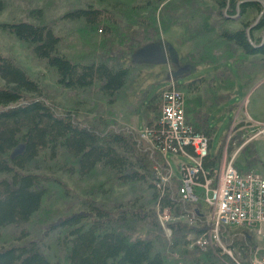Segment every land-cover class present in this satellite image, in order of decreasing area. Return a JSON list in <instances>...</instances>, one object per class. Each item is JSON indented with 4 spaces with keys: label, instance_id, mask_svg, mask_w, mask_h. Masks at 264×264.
I'll list each match as a JSON object with an SVG mask.
<instances>
[{
    "label": "trees",
    "instance_id": "obj_1",
    "mask_svg": "<svg viewBox=\"0 0 264 264\" xmlns=\"http://www.w3.org/2000/svg\"><path fill=\"white\" fill-rule=\"evenodd\" d=\"M14 2L0 37L17 42L46 77L0 42V264H237L218 249L189 248L205 219L191 225L178 217L198 212L200 204L183 206L168 187L160 194L152 183L154 163L135 147L136 134L94 106L87 113L96 114L80 123L71 93L98 92L108 104L133 94L134 110L160 138L167 88L141 87L142 71L160 62L141 57L176 30L177 46L188 52L175 61L163 50L164 64L182 93L185 124L210 140L216 133L210 121L238 95L237 81L249 86L251 76L264 75V0H98L58 19L47 18L48 0H0V15ZM58 21L68 28L59 30ZM201 67L212 70L185 80ZM241 125L229 153L243 143ZM240 157V174L261 162L254 143ZM219 158L216 151L203 159L210 176ZM157 209L170 215L169 239ZM223 241L238 264H251L256 243L249 233L238 230Z\"/></svg>",
    "mask_w": 264,
    "mask_h": 264
},
{
    "label": "built area",
    "instance_id": "obj_2",
    "mask_svg": "<svg viewBox=\"0 0 264 264\" xmlns=\"http://www.w3.org/2000/svg\"><path fill=\"white\" fill-rule=\"evenodd\" d=\"M182 98V94L177 90L171 89L164 92L158 123L160 138L158 132L151 133L152 130L150 132L145 130L143 137L163 155L181 154L190 161L189 164L180 165L181 200L192 202L201 198L209 211L210 229L196 244L206 246L216 242L220 245L221 226L254 229L261 234L264 227V178L253 172L240 174L237 171L234 158L239 148L229 157L225 155L221 157L217 174L210 176L202 163L203 159L208 157L209 141L205 135L192 132L184 123ZM239 129L242 130V128ZM232 130L233 126L228 140L231 135L233 137L236 134ZM241 139H244L241 147L250 141L245 134L241 135ZM187 148L191 149L190 153L187 152ZM166 182L167 177L159 175L156 186L161 190ZM196 188L203 190L201 196L197 194ZM158 217L163 227L170 219L168 212L159 213ZM253 258L256 263L261 264V261L264 263L263 257L257 258L255 255Z\"/></svg>",
    "mask_w": 264,
    "mask_h": 264
},
{
    "label": "rangeland",
    "instance_id": "obj_3",
    "mask_svg": "<svg viewBox=\"0 0 264 264\" xmlns=\"http://www.w3.org/2000/svg\"><path fill=\"white\" fill-rule=\"evenodd\" d=\"M125 1L137 2L139 0H125ZM48 2L50 3V7L46 13L47 18L48 19H58L61 15L66 14L69 11H71V9L88 8L87 5H90V4L95 6L97 5L98 0H48ZM40 4L41 3H36V5H40ZM17 5L18 3L16 2L13 3V6L9 4L8 5L9 9L0 15V22L7 21L9 17H12V14H13L12 10L16 9ZM50 21L54 24V27L57 26L53 22V20H50ZM59 22H60L59 30L68 28L66 23H61V21H58V23ZM175 33L176 31L172 30L171 32H168L166 35H164V42L166 39L165 53L167 55L168 60H171L170 58L172 59L174 58L175 60L177 58L178 52H180L183 55L185 52L184 48H187V47H183V48L178 47L172 41V38L174 37ZM0 42L7 45L8 48L13 49L15 54L24 62V64L27 66V68L32 73H37L39 75H42L45 79L46 77L45 70L42 68L41 64L38 62L35 63L31 57H28V53L25 50H23L17 42H15L14 40H9L6 37H3V38L0 37ZM161 48L160 49H150V48L145 49L141 57L142 59L152 58V59L160 61L158 63L154 61V63H152V69L142 71L143 80L141 81V84H140L141 87L153 86L154 87L153 92H156L163 86L164 87L166 86L167 78L169 75L170 66L168 62H165L164 64L165 54ZM169 54H171L170 58L168 56ZM211 70L212 68L210 67H203L200 70H198L196 74L186 77L185 79L188 81L192 79H196L200 77L201 75L210 72ZM263 79H264V76L255 75L254 77L255 83H252L251 86L245 88L244 90H243V87H240L241 95L235 98V102L237 103V111H234L233 113H227L226 111H224L225 106L223 105L216 111L214 116L217 117V119L211 120V125L217 128L216 134L212 142V151H216L221 146V151H220L221 157H223L224 155L229 157L226 144H228V142L232 138V135H231L229 140L227 139L233 119H235V121L241 120V122L247 123L246 117H249V118L252 117V120L255 123L248 124V127H250L251 129L249 139H252V141H250L249 143H254V145L256 146L258 150L259 157L261 159L259 166L255 167L252 171L264 178V125L256 124V123H259V124L264 123V80ZM50 90L53 92L52 88ZM60 100L61 98H57L54 100V102L57 103V102H60ZM133 104H134V97H133V94H131L128 96L126 101L115 103L112 106L103 104V109L101 110L102 111L106 110L107 112H111L116 119L122 122V124H120L121 126L127 127L128 130H132L133 132L140 134L137 131L138 129L142 127L140 124V119L138 118V116L136 117L131 114V109L133 107ZM78 109H79L78 110L79 119H83L86 115V111L89 109V105L83 104L80 107H78ZM238 111H239V114H238ZM137 125L139 127H137ZM242 158L236 157L234 161L235 168H236L238 159H239L238 161L239 165L241 166V164L244 161ZM182 205L187 206L190 204L182 203ZM201 212H202V208H201ZM184 222L191 223L186 218H184ZM195 226L197 227V225ZM163 233L165 237L169 239L170 231L169 232L165 231ZM239 239L241 240V238ZM263 239H264L263 236H259V237L254 236V240L258 243L257 244L259 247L258 251L260 252L263 251L262 250V246H264ZM213 244H215V242L210 243L209 247L212 246ZM200 249H210V248L205 247V248H200ZM223 253H224L223 255L228 256L229 259H231V261L234 262L232 256H230V253L228 251H225ZM219 256H222V255H219ZM250 258L252 257L250 256ZM260 263L264 264L262 261ZM251 264H259V263H256L253 258Z\"/></svg>",
    "mask_w": 264,
    "mask_h": 264
},
{
    "label": "crops",
    "instance_id": "obj_4",
    "mask_svg": "<svg viewBox=\"0 0 264 264\" xmlns=\"http://www.w3.org/2000/svg\"><path fill=\"white\" fill-rule=\"evenodd\" d=\"M236 17H238V16H236ZM172 31V30H171ZM170 31V32H171ZM174 31H176V30H174ZM177 31H176V33L174 34V37L172 38V41L176 44V41H175V37L177 36ZM177 45V44H176ZM183 47H187V48H184L185 49V52H184V54L183 55H185V53H187L188 52V49H189V47L188 46H183ZM183 47H181V48H183ZM180 52H178L177 53V58L176 59H179V58H181L182 56H183ZM175 59V60H176ZM201 68H203V67H201ZM201 68H199L198 70H200ZM258 75H261V74H258ZM191 76V75H190ZM187 77H189V76H187ZM254 77H255V75H253V76H251V80H252V82H251V84L249 85V86H251L252 85V83H255L254 82ZM262 80V79H261ZM249 86H243L242 85V82L241 81H237V90H238V95L236 96V97H239V95H241L240 94V87H243V90L245 89V88H247V87H249ZM154 88V87H153ZM64 93V91L62 92V94ZM94 93V95L92 96V97H90V98H86L84 95H83V92L82 91H80V90H78V91H76V92H73V93H71V96H74V98H77L78 99V103L77 104H75V107H76V114H77V120L80 122V123H82V124H84L85 123V120L86 119H88V118H91V117H93L96 113H92V114H89V113H87L88 112V110H90V109H92L91 108V106H94L93 108H95L94 110H92L93 112H99V113H101V114H103V115H105V116H109V117H111L113 120H115L116 122H117V124H118V126L119 127H121V128H125V129H127L128 130V128L127 127H124V126H121L120 124H122V122L121 121H119L118 119H116L114 116H113V114L111 113V112H107L105 109V111H102L101 109H103V104H107V105H109V106H112L113 104H115V103H118V102H122V101H117V102H115V103H112V104H108V103H106V101H102L103 99H101V101L97 98V96H100L99 95V93L98 92H93ZM64 96V95H63ZM235 97V98H236ZM68 98H69V95H68ZM68 98H66V99H68ZM93 98V99H92ZM235 98L233 99V100H231L229 103H227V104H225L224 106V111H226L227 113H233L234 111H237V103L235 102ZM106 100V99H105ZM127 100V99H126ZM125 100V101H126ZM66 102H65V100H63L62 101V103L61 104H65ZM85 103H88V104H86V105H89V109L86 111V115H85V117L83 118V119H79V112H78V107H80L81 105H83V104H85ZM94 103H98V104H95L94 105ZM233 104H235V110H233V111H231V112H228V107L230 106V105H233ZM222 107V106H221ZM216 113V112H215ZM131 114L133 115V116H138V118L140 119V124H141V128L140 129H138V130H141L143 127H144V123H143V120H142V118H141V116L138 114V112H136L135 110H134V104H133V107H132V109H131ZM215 115V114H214ZM215 117V116H214ZM251 117V116H250ZM252 118V117H251ZM217 119V117H215V118H213L212 120H216ZM234 120V119H233ZM210 124H211V121H210ZM137 127H139L138 125H137ZM137 130V131H138ZM129 131H131V130H129ZM216 131H217V128H216ZM133 132V131H132ZM216 134V133H215ZM215 136V135H214ZM214 136L210 139V144H212V142H213V138H214ZM135 147L137 148V150L139 151V153L140 154H142V155H145L150 161H152L154 164H153V167H152V172H153V170L155 169V168H160L161 169V171H164L165 173H168V175H169V182H168V185H167V187H168V189L169 190H171V191H173V190H175V188L178 186V187H180V185H181V178H180V173H179V163L180 162H183V161H187L188 159L186 158V157H173V156H169V157H167L166 159H163V158H161L158 154H156V153H154L153 155L152 154H150L149 152H148V150L146 149V147H145V145L143 144V143H140L138 140H137V138H136V135H135ZM187 152L188 153H190L191 152V149L190 148H187ZM146 153V154H145ZM148 153V154H147ZM149 156V157H148ZM151 156H153L152 158H151ZM152 159V160H151ZM157 160H159L160 161V163H161V166L157 163ZM155 188V187H154ZM254 242H256V241H254ZM263 242H264V239H263ZM258 244V243H257ZM262 247H264V246H262Z\"/></svg>",
    "mask_w": 264,
    "mask_h": 264
},
{
    "label": "bare ground",
    "instance_id": "obj_5",
    "mask_svg": "<svg viewBox=\"0 0 264 264\" xmlns=\"http://www.w3.org/2000/svg\"><path fill=\"white\" fill-rule=\"evenodd\" d=\"M142 62V61H141ZM155 65V64H154ZM120 66V65H119ZM176 79V78H175ZM186 80V79H185ZM76 99V98H75ZM162 104V103H161ZM64 115V114H63ZM98 118H99V116H97ZM112 129V128H111ZM110 130V129H109ZM16 152H18L17 150H16ZM146 154V153H145ZM148 154V153H147ZM149 157V156H148ZM152 160V159H151ZM153 179V178H152ZM251 252V251H250Z\"/></svg>",
    "mask_w": 264,
    "mask_h": 264
},
{
    "label": "water",
    "instance_id": "obj_6",
    "mask_svg": "<svg viewBox=\"0 0 264 264\" xmlns=\"http://www.w3.org/2000/svg\"><path fill=\"white\" fill-rule=\"evenodd\" d=\"M255 24H256V22L250 28H252ZM250 28L247 30V36H248V32H249Z\"/></svg>",
    "mask_w": 264,
    "mask_h": 264
}]
</instances>
